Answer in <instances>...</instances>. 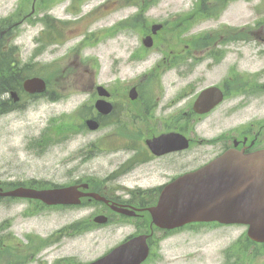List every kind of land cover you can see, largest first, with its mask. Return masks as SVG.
Listing matches in <instances>:
<instances>
[{
  "label": "rangeland",
  "instance_id": "374dc122",
  "mask_svg": "<svg viewBox=\"0 0 264 264\" xmlns=\"http://www.w3.org/2000/svg\"><path fill=\"white\" fill-rule=\"evenodd\" d=\"M56 1L0 0V18L18 11L21 18L30 16L13 30L14 36L7 43L0 42V51H8L10 62L28 65L33 75L40 73L36 75L43 79L54 75L47 83L48 95L28 101L21 112L0 118L1 182L18 184L36 180L63 185L84 176L101 177L128 154L121 152L116 158L105 159L95 153L90 160L83 161L80 153L89 143L99 141L104 134L117 132L123 124L126 131L137 133L138 141L163 132L161 128L170 126L175 118L173 113L186 108L200 89L221 85L224 78L238 74V87L232 86L237 94H231L210 117L185 121L188 127L185 133L213 140L224 133L235 132L238 125H245L253 134L260 133L258 147H264V93L259 90L241 92L251 79L245 75L264 72V0H228L226 3L210 0L215 7L197 14V9L189 4L192 2L195 6L196 2L191 0H129L127 4L122 0H58L54 4ZM136 2L143 3L145 7L141 5L140 9L144 11L139 21L129 23L139 26L131 30L125 26L115 28L136 9L138 12V7L133 6ZM184 12L191 14L186 18L177 17ZM46 15L52 17L50 23H36L37 18ZM57 20L65 21L64 25H58ZM179 22L183 25L177 27ZM154 23L163 24V28L154 38V48L146 49L142 39L150 35ZM243 25L248 28L241 32L227 28ZM236 32L249 34L251 40L235 37ZM157 41L160 44H156ZM3 45L7 48L3 49ZM208 45V52L195 54ZM136 50V57L128 60ZM210 51L215 54L207 59ZM142 54L145 56L141 57ZM181 56L188 57L180 59ZM96 85L108 89L112 103L129 99L130 88L136 87L138 98L140 95L138 105L141 103L154 111L148 115L139 113L136 119L124 121L125 117L121 123L116 122V126L94 133L79 129L77 133L57 135L55 128L63 123L66 126L83 124L85 117L79 116H86L87 112L80 109L91 98ZM242 93L240 100L247 97V103L240 108L237 106L240 100L236 98ZM50 96L55 99L51 100ZM179 96H184L183 101L165 108ZM87 105L90 107L92 102ZM252 116L255 121L248 124ZM176 125L178 128L181 124ZM216 144L195 145L184 155L170 157V163H151L134 173L125 184L129 189H150L155 186L152 184L166 181V176L197 169L222 151L220 143ZM178 158L182 162H177ZM27 210V201L0 203V227H3L0 240L5 244L10 245V240L15 244L27 233L46 238L71 224L70 234H75V228L84 227L82 220H92L90 215L94 212L110 214L96 205L44 209L34 217L25 218L23 213ZM77 224L80 225L74 227ZM137 224H140V232L149 231V215L123 221L115 219L107 227L71 237L57 235L55 246L38 254L31 264H53L62 256H73L76 263L91 262L121 244L130 233H136ZM245 232L243 226L189 227L168 235L155 232L150 240L151 259L146 264H251L252 258L261 255L263 259L259 258L255 264H264V249L252 251L246 243L236 245L244 239ZM20 262L19 253L15 255L9 248L0 247V264Z\"/></svg>",
  "mask_w": 264,
  "mask_h": 264
},
{
  "label": "flooded vegetation",
  "instance_id": "af4514ba",
  "mask_svg": "<svg viewBox=\"0 0 264 264\" xmlns=\"http://www.w3.org/2000/svg\"><path fill=\"white\" fill-rule=\"evenodd\" d=\"M196 1H198L197 3L199 4V8L201 10H207L208 8H206L207 6L206 4L210 5L209 3H207L208 0H195V2ZM19 23L21 24V19ZM16 25L17 24L9 25L5 27L4 30L3 29L0 30V42L2 41L3 43H7V40L14 36L13 29L15 28ZM4 48H7V47L3 45V49ZM206 52L208 51H200L198 53L195 52V54L202 55ZM213 54L215 53L214 52L207 53V55H209L208 58L212 57ZM8 58H9L8 51H0V60L4 66L10 65V61L8 60ZM11 65L13 66L14 63H11ZM9 71L10 70L6 68L0 69V72L6 73ZM12 71L14 72V69ZM15 71L17 74H13L11 77H9L8 75H3V76L0 75V117L10 116L11 114L21 112V71L20 70H15ZM233 80H234L233 78H230V82L223 83L221 84V86L218 87L223 94L222 103H224L226 99L229 96H231V94H234V95L237 94V92H235L232 89L233 85H235L236 88L238 87L237 84H231ZM11 83L12 85H10ZM116 87L119 90V87L121 86L118 85ZM211 87H214V86L213 85L204 86L202 89H200L197 92V94L190 101L189 105L186 108L182 107L181 109H177L172 115V116L175 115V118L172 119L171 125L166 126V128H161L164 130L163 132H160L158 134H150L144 140L138 141L137 133H132L133 132L132 130L126 131V129L123 127L124 126L123 124V126L118 127L117 132L112 133V134L102 135L101 138L99 139V148H98L99 156H102L103 158L106 159L110 157H116V155H118L121 152L127 153L128 156L119 160V162L115 164L111 170H109L107 173H105L101 177V179L97 183V186H95L96 191H93L94 190L93 182L92 184L87 183L88 188L83 191L89 194H92V193L97 194L101 198H103L104 201L101 202V204L105 206L103 210L105 209L109 211L108 205L105 204L106 201L109 202V204H114L119 207H123L127 209L132 208V209L138 210L136 212V216H134V218L137 219L147 214L146 209L150 206L148 204L153 202V199H151L149 195H145L143 193L139 194L141 192H139L138 190L137 191L139 193L131 192L126 189L121 190L117 188V186L122 185V184L127 186L125 184L126 181L129 180L131 177H133L134 173H137L138 171L142 170V168L146 167L147 165H150L151 163H157V164H162L165 162L170 163L171 162V159H169L170 157H179L181 155H184L187 152H189L191 149H193L195 145H203V144L212 145L213 143L215 144L220 143L221 150H222L216 156H214L212 159H210L208 162L204 163L197 169L208 164L213 159L217 158L219 155L226 152L228 149L234 148V149H237L239 151H244V152H249V151L258 149L259 148L258 144L260 142V137H258V135L260 136V133L258 132L254 140L248 142V135L246 134L247 128L244 129L245 125H238V128L237 130H235V132L224 133L220 135V137L213 139V140H203L202 138L199 139V138H196L194 135H191L190 132L185 133L188 131V127L186 126L185 121H189V120L202 121L203 119L210 117L212 115L213 111L207 114H201L200 110L195 109V102L197 101L201 92ZM244 87H245L244 90L246 91L256 92L254 88H250V85H246ZM133 88L136 91V87H133ZM13 89H16V90H13ZM131 89L132 88H130V90ZM124 91L126 92L127 89H124ZM242 91L243 90H241V92ZM102 92L104 96L101 99L106 102L111 103V109H109L107 114H105L104 111L102 113L91 112L90 116L88 117V118L90 117L96 118V120L99 123V130H103L107 127H110L111 125H115L116 122L121 123L122 119L125 117L126 119H124V121L130 120V118L136 119V116L139 113L148 115L152 111H154V109H150L149 107L142 106L141 103L140 105H138V100L140 98V95L138 98L137 91H136L137 99L132 101L130 99L122 98V99H118L119 102L117 103H115L113 100V103H115V105L112 103L111 94L109 93L108 89L106 88ZM242 95L243 94H240L236 99L240 100ZM34 98L36 97H32V99ZM183 98L184 96L177 97L175 99L177 101H172V103L167 105L165 108L169 109L171 107H174L175 105L178 104V102L183 101L182 100ZM245 103H247L246 99L240 100V102L237 103L238 104L237 106H239L240 108H243ZM219 106H217L216 108H218ZM176 124H181V125L177 128ZM174 126L176 128H173ZM171 133H178L180 135H183L188 141V148L186 150H177L178 145H174L173 147H171L168 141H165V142H161L158 145H156V147L152 149L153 151H151L146 145L147 141H151L155 138H158L160 136H164L167 134H171ZM225 141H229V142L222 143ZM101 143H103L102 146H101ZM177 162H182V161L178 158ZM197 169H194L191 171H195ZM191 171H188V172H191ZM170 176L171 175L164 177L166 181L159 183V184L155 183V184H152L151 186L157 184L156 187L160 188L166 183L174 180L177 177L175 175L173 177H170ZM77 182L75 183V185L81 184ZM135 186H137V183H135ZM136 195H140L141 197L144 196V198H146V203H147L146 207H141L142 205L138 202V198L136 197ZM132 198H134L135 200H133ZM147 199L149 201H147ZM86 200L88 202H91V200L88 198ZM109 212L110 214L106 215L108 222L109 221L112 222L114 218L119 219L120 215L114 214L113 212H111V210ZM101 214L103 213L101 212ZM141 234H144V232L141 233L139 231L137 233V236ZM23 263L24 261L21 262V264Z\"/></svg>",
  "mask_w": 264,
  "mask_h": 264
},
{
  "label": "water",
  "instance_id": "95a60500",
  "mask_svg": "<svg viewBox=\"0 0 264 264\" xmlns=\"http://www.w3.org/2000/svg\"><path fill=\"white\" fill-rule=\"evenodd\" d=\"M29 92H42L45 84L34 78L24 83ZM91 124V129H95ZM2 196L28 197L48 205L75 204L76 188L33 191L17 189ZM152 222L160 229L173 230L191 223L216 222L248 226L247 235L264 242V152L250 155L229 151L201 170L187 174L162 191L155 207L149 210ZM96 222H102L97 219ZM143 246L139 239L113 251L95 264H140L147 257L142 247L134 256L130 247Z\"/></svg>",
  "mask_w": 264,
  "mask_h": 264
},
{
  "label": "trees",
  "instance_id": "16d2710c",
  "mask_svg": "<svg viewBox=\"0 0 264 264\" xmlns=\"http://www.w3.org/2000/svg\"><path fill=\"white\" fill-rule=\"evenodd\" d=\"M43 21H47V23H48V17L47 16H44V19H43ZM47 28H50L49 26H47ZM53 36V35H52ZM52 39H55V37L53 36V38ZM28 76H30V72H29V70L27 69V66H21V82L26 78V77H28ZM243 241L244 242H242V243H246L247 245H250L251 244V242L250 241H248L247 240V238L246 239H243ZM241 243V242H240Z\"/></svg>",
  "mask_w": 264,
  "mask_h": 264
},
{
  "label": "bare ground",
  "instance_id": "6f19581e",
  "mask_svg": "<svg viewBox=\"0 0 264 264\" xmlns=\"http://www.w3.org/2000/svg\"><path fill=\"white\" fill-rule=\"evenodd\" d=\"M3 67H4V65L2 64V62H1V60H0V69H2ZM206 98H207V100H208V99H210L211 97H210V95H209V96H207Z\"/></svg>",
  "mask_w": 264,
  "mask_h": 264
}]
</instances>
